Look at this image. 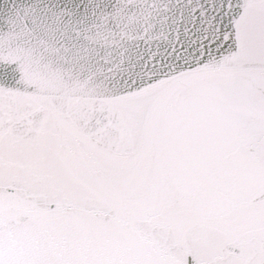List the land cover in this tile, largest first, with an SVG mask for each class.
<instances>
[{"label":"snow or ice","instance_id":"1","mask_svg":"<svg viewBox=\"0 0 264 264\" xmlns=\"http://www.w3.org/2000/svg\"><path fill=\"white\" fill-rule=\"evenodd\" d=\"M0 264H264V0H0Z\"/></svg>","mask_w":264,"mask_h":264}]
</instances>
